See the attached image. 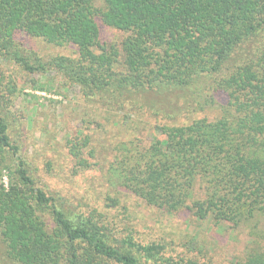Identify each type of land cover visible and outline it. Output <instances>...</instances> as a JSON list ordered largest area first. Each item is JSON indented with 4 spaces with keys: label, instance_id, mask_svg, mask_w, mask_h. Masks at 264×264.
Masks as SVG:
<instances>
[{
    "label": "trees",
    "instance_id": "obj_1",
    "mask_svg": "<svg viewBox=\"0 0 264 264\" xmlns=\"http://www.w3.org/2000/svg\"><path fill=\"white\" fill-rule=\"evenodd\" d=\"M99 24L123 34L117 46L100 43ZM17 32L75 56L43 61ZM0 57L28 73L55 70L126 123L151 110L160 117L141 102L147 94L175 96L183 115L216 111L213 120L158 125L151 140L118 141L105 179L148 207L264 240V0H0ZM10 115L0 102V260L180 264L162 244L118 238L100 214L47 195L11 140ZM87 145L84 136L69 147L81 170ZM244 264H264V252L252 247Z\"/></svg>",
    "mask_w": 264,
    "mask_h": 264
},
{
    "label": "rangeland",
    "instance_id": "obj_2",
    "mask_svg": "<svg viewBox=\"0 0 264 264\" xmlns=\"http://www.w3.org/2000/svg\"><path fill=\"white\" fill-rule=\"evenodd\" d=\"M122 38L121 32L99 24L101 44L117 46ZM15 40L43 61L56 55L75 56L73 47L52 46L22 32L15 34ZM140 99L148 108L160 110V117L151 110L126 123L122 114L84 100L79 88L55 70L28 73L0 57V102L11 112V140L47 195L60 198L76 212L100 214L118 238L131 236L142 244H162L163 256L180 264H244L252 247L264 252V240L255 241L246 228L227 222L216 225L210 218L201 221L185 210L168 214L110 186L105 170L118 141L134 136L151 140L158 125L213 120L219 115L214 110L183 115L179 111L182 101L175 96L147 94ZM84 136L88 145L83 158L90 165L81 170L69 147ZM3 174L7 186V173ZM0 264L8 263L0 260Z\"/></svg>",
    "mask_w": 264,
    "mask_h": 264
}]
</instances>
